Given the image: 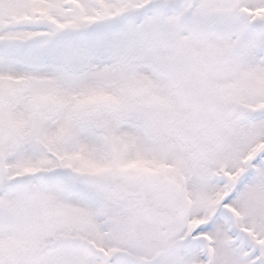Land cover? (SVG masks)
<instances>
[{"label": "snow or ice", "instance_id": "snow-or-ice-1", "mask_svg": "<svg viewBox=\"0 0 264 264\" xmlns=\"http://www.w3.org/2000/svg\"><path fill=\"white\" fill-rule=\"evenodd\" d=\"M0 264H264V0H0Z\"/></svg>", "mask_w": 264, "mask_h": 264}]
</instances>
